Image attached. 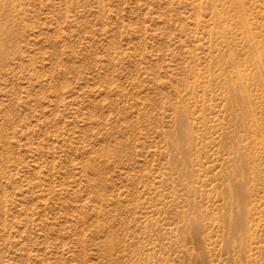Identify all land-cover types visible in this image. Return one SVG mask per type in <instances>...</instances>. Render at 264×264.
I'll return each instance as SVG.
<instances>
[{"label": "rangeland", "instance_id": "374dc122", "mask_svg": "<svg viewBox=\"0 0 264 264\" xmlns=\"http://www.w3.org/2000/svg\"><path fill=\"white\" fill-rule=\"evenodd\" d=\"M0 264H264V0H0Z\"/></svg>", "mask_w": 264, "mask_h": 264}, {"label": "bare ground", "instance_id": "6f19581e", "mask_svg": "<svg viewBox=\"0 0 264 264\" xmlns=\"http://www.w3.org/2000/svg\"><path fill=\"white\" fill-rule=\"evenodd\" d=\"M185 137L187 138L188 137V135L185 133ZM184 139V138H183Z\"/></svg>", "mask_w": 264, "mask_h": 264}]
</instances>
